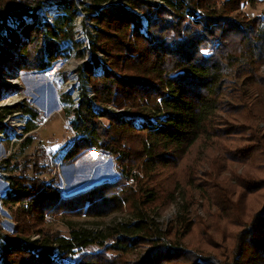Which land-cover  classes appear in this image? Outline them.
I'll use <instances>...</instances> for the list:
<instances>
[{"label":"trees","instance_id":"trees-1","mask_svg":"<svg viewBox=\"0 0 264 264\" xmlns=\"http://www.w3.org/2000/svg\"><path fill=\"white\" fill-rule=\"evenodd\" d=\"M105 1L93 0L88 6L98 31L97 43L90 42V49L102 52L105 63H100L92 54L78 68L86 82L81 84L74 108L67 110L73 117L71 126L77 136L63 156L73 161L91 149L107 154L117 164L118 178L102 180L66 195L56 184L55 177L50 183L40 177L11 175L4 202L17 205L16 225L12 234L3 233L0 228L1 263L65 264L63 260L79 250L82 252L71 264H264V202L259 209L249 211L245 220L240 217L232 254L221 260L213 254L197 251L196 247L189 250L177 239H170L168 234L153 227L142 206L155 202L164 187L147 184L142 187L129 172L141 156L145 160V174H155L158 166L174 163L176 156L184 154L208 130L215 112L227 114L231 110L234 113L242 110L240 100L250 97V90L258 85L264 86V77L257 75L264 63V17L250 18L241 11L243 5L254 6L261 0H159L161 3L126 0L128 7L119 2L101 6ZM65 2L55 5L65 11V15L56 17L60 19L57 32L65 34L63 37L67 33L66 25L74 18L70 2ZM21 13L17 14L18 20L11 28L0 23V54L4 51L2 54L18 63L23 71L41 70L48 61L46 58L50 60L60 54L61 48L56 49L49 38L56 35L55 30L46 29L42 34L44 48L41 41L34 45L35 40L29 37L31 34L41 37L40 29L44 25L32 21L28 13H22L24 17ZM21 46L26 47L24 55L15 56L10 51ZM242 59L247 62L240 65ZM98 66L102 68L101 73H94ZM234 91L238 95H234ZM143 98L149 101V110L158 111V124L149 116L141 115L145 114L141 107L131 104ZM128 104L133 108L131 114L107 108ZM245 124L256 136L252 135L254 139L246 141L247 145L241 148H226L234 156L230 161L257 162L253 165L264 168L261 147L264 135L259 134L260 128L254 123ZM241 126L242 123H235L237 129ZM224 128L220 130L225 133ZM230 130L228 133L233 135L234 129ZM128 136L137 139L136 156L128 154V149L135 150ZM258 144L255 160L252 153L243 157L247 162L237 159L243 156L245 149ZM260 158L263 162H259ZM235 177L241 192L239 199L232 202H242L246 195L264 190V177L247 172ZM130 178L133 183L127 184ZM211 189L215 191L219 187L212 185ZM224 195L233 198V193L228 195L226 190ZM122 204L128 205L135 218L133 224H128L132 227L130 235L134 237H123V241H127L128 246L149 247L132 261L122 259L121 263L119 256L102 251L85 252L86 246L96 243L90 231L70 229L69 236L65 237L38 228L49 214L99 217L121 210ZM188 226L186 222L182 234ZM31 232L41 239L31 240Z\"/></svg>","mask_w":264,"mask_h":264},{"label":"rangeland","instance_id":"rangeland-1","mask_svg":"<svg viewBox=\"0 0 264 264\" xmlns=\"http://www.w3.org/2000/svg\"><path fill=\"white\" fill-rule=\"evenodd\" d=\"M65 1L70 2L74 18L66 25L67 33L63 37L65 34L57 32L60 19L56 17L59 14L65 15V11L62 8L57 9L55 5L60 6ZM149 1L161 3L159 0ZM92 2L93 0H24L17 3L0 0V23L14 25L18 20V13H28L32 21L44 25L40 29L41 37L37 38V35L32 34L29 37L35 40L34 45L41 41L44 48L46 45L42 34L53 29L56 35L49 38L56 49L61 48L60 54L50 60L46 58L48 61L44 68L35 71H23L18 63L2 54L4 51L0 54V228L3 233L12 234L16 225L14 212L17 205L4 202L11 175L40 177L50 183L55 177L56 184L66 195L86 189L102 180L118 178L117 164L107 154L91 149L73 161H67L63 156L68 145L77 136L71 126L73 117L67 110L74 108L73 101L76 97L79 98L81 84L86 82L78 68L92 54L97 56L100 63H105L102 52L90 49V42L97 43L98 38L97 24L90 17L93 12L88 7ZM118 2L128 7L126 0H107L100 5ZM241 11L250 18L260 15L264 17V0L254 6L243 5ZM10 51L15 56H21L25 54L26 47H13ZM245 62L247 61L242 59L239 64ZM97 71L94 73H101L102 68L98 66ZM257 75L264 77V63L258 68ZM233 94L238 95L237 91ZM64 95L69 98L65 99ZM249 95L250 97L240 100L242 110L235 113L231 110L227 114L215 112L208 130L184 154L176 156L174 163L158 166L154 171L157 175L144 173L143 156L136 160V165L129 171L133 177H137L138 185L142 184V187L146 184L164 187L155 202L142 206L153 227L168 234L170 239H177L187 249L196 247L197 251H203L205 255L213 254L221 260L232 254L240 217L245 220L249 211L259 209L264 202V190L246 195L242 202H232V199H239L241 192L236 185V174L242 176L247 172L264 177V168L254 166L257 162H231L230 158L233 159L234 156L227 150L246 146V141H252L256 136L245 123H254L260 128L259 134L264 135V86L258 85L250 90ZM156 101L159 102V99ZM148 102L143 98L132 101L131 104L141 107L145 113L141 115L149 116L158 124V111L153 113L149 110ZM129 105L121 108L108 105L107 108L131 114L130 109L133 108ZM133 115L137 116V113ZM102 121L107 123L105 119ZM235 123H242V126L237 129ZM221 127L227 129L225 133L220 130ZM230 129H234L233 135L228 133ZM128 139L130 145L135 147V150L128 149V154L136 156L137 139L134 136H128ZM259 146L258 144L245 149L243 156L240 155L237 159L247 162L243 157L252 153L251 157L255 160L258 153L255 148ZM263 146L264 143L261 146L264 149ZM259 162H263V159L260 158ZM126 165L130 169V163ZM132 183L130 178L127 184ZM212 185L219 189L213 191ZM225 190L228 195L233 193V198L223 196ZM245 208L248 210L245 211ZM243 210L244 214L241 215ZM134 219L128 205L122 204L121 210L99 217L86 214H49L38 228L42 227L43 231L52 234L56 232L65 237L69 236L70 229L90 231L96 237V243L89 244L84 251L89 253L95 250L119 256L118 260L122 263V259L132 261L138 253L142 254L149 248L144 244L128 246L127 241H123V237H134L130 235L132 227L128 225L133 224ZM186 222L189 224L188 230L182 234ZM204 232L208 234L205 236ZM202 233L204 236H201ZM39 238L41 239L40 235L30 233L31 240ZM81 252H73L63 263H73Z\"/></svg>","mask_w":264,"mask_h":264},{"label":"built area","instance_id":"built-area-1","mask_svg":"<svg viewBox=\"0 0 264 264\" xmlns=\"http://www.w3.org/2000/svg\"><path fill=\"white\" fill-rule=\"evenodd\" d=\"M5 1H14V2H24V0H5ZM8 26L11 28V27H13V25H11V24H8ZM77 101H78V99H77V97L74 99V101H73V103H74V105H76V103H77ZM107 157V156H106Z\"/></svg>","mask_w":264,"mask_h":264},{"label":"water","instance_id":"water-1","mask_svg":"<svg viewBox=\"0 0 264 264\" xmlns=\"http://www.w3.org/2000/svg\"><path fill=\"white\" fill-rule=\"evenodd\" d=\"M82 158V157H81Z\"/></svg>","mask_w":264,"mask_h":264}]
</instances>
